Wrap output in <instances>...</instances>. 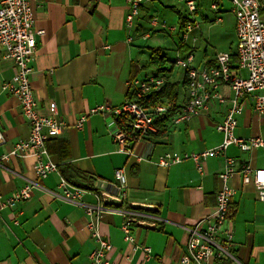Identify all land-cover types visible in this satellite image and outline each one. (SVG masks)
<instances>
[{
	"label": "crops",
	"instance_id": "crops-1",
	"mask_svg": "<svg viewBox=\"0 0 264 264\" xmlns=\"http://www.w3.org/2000/svg\"><path fill=\"white\" fill-rule=\"evenodd\" d=\"M195 2L197 11L203 3H209V9L216 14L231 10L228 0ZM212 5L216 8L212 9ZM30 6L35 30L44 32L36 37L30 76L38 114L51 116L50 104L54 103L64 127L58 137L46 142L49 159L58 166L57 172L46 179H36L31 158L10 157L2 162L0 264H90L88 256L98 244L86 229L89 223L94 224L103 241L112 245L105 252L109 264H178L187 246L185 228L193 227L214 211L220 187L217 176L224 170V161L222 157H208L202 162V173L190 159L165 168L159 167L157 161L166 153H200L219 146L222 135L215 126L224 118L225 107L210 101L207 110L190 121L178 125L166 123L163 135L135 143L131 157L118 152L105 117L90 115L89 111L101 105L122 106L133 95L131 81L164 70L150 51L162 48L150 47L148 41L158 43L160 36L162 40L165 36L172 37L174 49L183 53V57L193 54L196 68L212 66L220 53L208 58L204 50L203 58L196 60V42H191V47L184 46L188 49L185 53V49H179L177 33L152 28L148 20L157 10L153 0L140 8L132 29H127L124 23L129 8L127 0H30ZM201 17L205 21H221L217 17ZM194 20L196 30L192 37L197 41L201 36L200 21ZM232 26L235 36L233 14ZM148 65L153 66L150 72H146ZM15 72L13 61L0 55V133L6 141L0 146V157L29 133L18 101L1 91L3 83L10 81ZM180 73V77L172 80V70L166 72L171 83L183 82L184 72ZM220 91L230 96L226 88ZM186 94V87H181L179 103ZM243 105L234 135L264 140V117L253 113L250 99H245ZM81 117L85 120L77 128ZM226 156L253 169L264 166L262 149L243 153L230 146ZM118 169L126 177L125 198L120 206L105 205L103 197L116 196ZM61 179L84 190L77 203L51 195V192L59 194ZM27 183L35 184L28 200L12 208H1L7 198ZM229 185L235 190L227 220L233 233L231 257L217 262L264 264V203L258 200L252 184L243 183L240 174L230 179ZM97 205L106 210L89 216L88 208ZM133 205L149 206L152 210L133 209ZM124 212L133 213L135 216L130 217L153 226L134 225L136 249L134 244L124 241L121 231ZM145 247L150 249L149 256L142 250Z\"/></svg>",
	"mask_w": 264,
	"mask_h": 264
},
{
	"label": "built area",
	"instance_id": "built-area-1",
	"mask_svg": "<svg viewBox=\"0 0 264 264\" xmlns=\"http://www.w3.org/2000/svg\"><path fill=\"white\" fill-rule=\"evenodd\" d=\"M178 1L185 5L188 17L195 19L197 11L195 0ZM228 1L235 20V61L232 62L233 55L227 52L218 54L214 64L206 68L193 66L194 56L191 52L174 61L175 67L184 72L183 82L187 94L186 98L180 99V113L171 119L172 124L188 122L200 115L207 110L210 101H216L225 107L224 118L215 126L216 131L222 135V142L219 146L200 153L184 155L166 153L157 161L159 167L165 168L190 159L199 173L203 171L202 162L208 157H222L224 161V170L217 176L220 187L215 196L214 211L211 215L198 220L193 227L185 228L188 235L187 246L178 264H216L221 259L231 257L229 248L233 233L227 227V213L230 201L235 194L229 181L235 175L240 174L244 184H252L258 200L264 203V166L253 169L226 156V151L230 146L236 147L243 153L256 149L264 151V140L261 137L238 138L234 135L237 117L244 110L245 99H250L253 113L257 117H264V13H262L264 12V0ZM148 2L149 0H127L129 8L124 19L127 29L133 28L140 8ZM211 8L216 7L212 5ZM148 23L154 29L178 34V25H169L164 19L152 16ZM34 24V12L30 6V0H1L0 55L4 59L12 60L16 70L10 81L3 83L1 91L18 101L21 114L28 124L29 133L26 139L17 141L8 154L0 157V167L2 162L10 157L31 158L34 161L33 170L36 179L44 180L50 174L57 172L58 168L49 159L46 142L62 133L64 123L58 119L54 103L50 104L51 116L38 114L30 76L33 72L32 64L36 53V37L42 36L44 32L35 30ZM195 30L196 24L188 23L179 33L180 45L191 47V42L192 44L196 42V39L192 37ZM166 83L167 77L163 75H148L145 78L133 80L129 83V87L132 89L134 100L126 101L118 108L101 105L89 111L90 115L100 114L105 117L107 126L112 129L111 137L118 152L131 157L135 143L157 133L155 120L166 113L165 107L144 108L139 104V100L159 93ZM223 87L228 90L230 96L221 93L220 90ZM120 117H126L128 131H123L119 127ZM84 120V117L78 120L77 128H81ZM4 144L6 141L0 133V146ZM115 180L116 196L113 198L121 202L126 194V177L122 169L115 172ZM34 185V183H27L7 198L1 204V208H12L15 204L28 200ZM58 189L59 194L51 192V195L71 203H77L84 193V190L72 187L64 179L60 180ZM104 210L106 208L97 205L89 207L87 211L91 216L93 212L99 215ZM121 216L125 219L121 225L124 241L134 244L136 249L133 227L142 225L144 222L134 219L135 214L133 213L124 212ZM86 229L98 244V247L88 256L89 263L109 264L105 252H109L112 245L100 238L94 224L89 223ZM142 250L146 256H149V248L145 247Z\"/></svg>",
	"mask_w": 264,
	"mask_h": 264
},
{
	"label": "rangeland",
	"instance_id": "rangeland-1",
	"mask_svg": "<svg viewBox=\"0 0 264 264\" xmlns=\"http://www.w3.org/2000/svg\"><path fill=\"white\" fill-rule=\"evenodd\" d=\"M153 2L157 8V10L154 11V17L164 19L169 25H178L179 15L185 16L188 14L185 5L178 0H153ZM166 4H169V7H167ZM201 15H207L209 19H214V17H217L220 18L221 21H205L202 19ZM195 18L200 21L199 34H201L195 43L196 60L203 58L204 50L206 51V56L208 58L214 57L216 53L235 52L236 38L233 34L232 14L228 9L222 14H216L209 9V3H203L200 10L195 14ZM175 34L176 33H173V35ZM162 37L160 36L158 43H152L153 41H148V45L150 47L152 46L162 48V56L165 58V62L162 64V66L166 70H170L172 68L171 79L176 80L178 77H180L181 73L178 68L172 66V63L177 58H183L184 54L179 53L174 49V40L172 37L165 36L163 40ZM152 69L153 66L148 65L146 72H150Z\"/></svg>",
	"mask_w": 264,
	"mask_h": 264
},
{
	"label": "trees",
	"instance_id": "trees-1",
	"mask_svg": "<svg viewBox=\"0 0 264 264\" xmlns=\"http://www.w3.org/2000/svg\"><path fill=\"white\" fill-rule=\"evenodd\" d=\"M196 13H197V11L195 12V14ZM262 13H264V12L262 11ZM188 23H191L194 25L195 21L192 18L190 19L188 17V15H185V16L179 15L177 37L179 36V33L184 30L185 26ZM162 32H166V31H162ZM182 48L186 50L185 53L188 52V49L181 45L179 47V49H182ZM150 51H151V56H154V57L157 56L158 57L159 65H162L165 62V58L162 55L160 56V54L162 52L160 49H152ZM231 56H232V58H231L232 62H234L235 61L234 53H231ZM172 66H175L174 62L172 63ZM171 70H172V68L170 70H167V71H165V69L164 70L159 69L155 75H163V76L167 77L166 72H171ZM181 87H185L184 82H182V83L181 82L171 83L167 77V83L165 84V86L163 87V89L159 93H156V94H153L149 97H146L143 100H139V104L144 108H153L156 106H163L166 109V113L164 115L156 118V120H155V125L157 127V133L154 136L158 137L160 135H163L166 132V127H165L166 123H168V122L170 123L171 119L175 115L180 113L181 105L178 101V98L180 95ZM134 99H135L134 95H132L128 99V101H132ZM118 125L123 131H128V124H127L126 117H120L118 119ZM227 216H229V209H228ZM216 264H218V262Z\"/></svg>",
	"mask_w": 264,
	"mask_h": 264
},
{
	"label": "water",
	"instance_id": "water-1",
	"mask_svg": "<svg viewBox=\"0 0 264 264\" xmlns=\"http://www.w3.org/2000/svg\"><path fill=\"white\" fill-rule=\"evenodd\" d=\"M103 203L105 205H110V206H120L121 205V202L118 201L117 199L113 198L112 196L103 197ZM132 208L137 209V210H143V211H151L152 210V207L145 206V205H133ZM137 226L138 227H152L146 223H144L142 225H137Z\"/></svg>",
	"mask_w": 264,
	"mask_h": 264
}]
</instances>
